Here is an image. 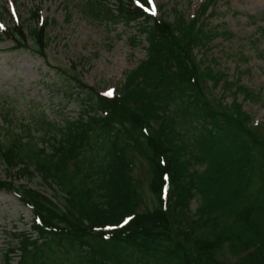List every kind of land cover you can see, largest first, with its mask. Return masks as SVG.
<instances>
[{"label": "trees", "instance_id": "obj_1", "mask_svg": "<svg viewBox=\"0 0 264 264\" xmlns=\"http://www.w3.org/2000/svg\"><path fill=\"white\" fill-rule=\"evenodd\" d=\"M215 1L190 22L181 14L173 22L148 15L133 0H118L115 9L107 0L83 5L97 18L138 25L147 59L111 98L78 76L69 79L63 93L81 101L78 118L56 122L40 112L15 134L6 114L0 166L10 182L0 188L15 193L36 218L32 234L13 235L17 264H129L125 258L264 264L262 128L251 124L242 105L225 109L209 96L207 82H224L225 91L235 85L195 55L220 36L205 31ZM31 19L30 28L22 23L4 30V39L15 51L45 59L49 22L38 26L39 11ZM138 158L150 169L152 210L135 175ZM24 178L40 179L43 187L19 185ZM256 181L263 183L258 190ZM196 198L200 205L192 212ZM127 216L132 219L123 224ZM109 224L123 226L109 230ZM15 252H7L5 264H14Z\"/></svg>", "mask_w": 264, "mask_h": 264}, {"label": "rangeland", "instance_id": "obj_2", "mask_svg": "<svg viewBox=\"0 0 264 264\" xmlns=\"http://www.w3.org/2000/svg\"><path fill=\"white\" fill-rule=\"evenodd\" d=\"M87 1L0 0V129L6 128L8 113L15 134L21 123L28 125L40 112L56 122L68 117L78 118L81 101L72 102L69 93H63L69 79L78 76L85 85L102 93L112 89L114 96L120 95L125 90L128 76L146 61L148 44L139 26L90 15L83 8ZM107 1L113 9L118 6V0ZM207 1L154 0L157 13L171 22L179 14L190 22L200 14ZM38 11L40 23L43 20L49 22L45 59L26 50L13 51L14 42L3 38V28L20 23L29 28L33 26L31 16ZM207 16L205 31L220 36L209 46L196 48L195 55L201 63H210L225 81L235 85L225 91L224 82L216 86L207 82L208 94L225 109L235 103L242 105L251 124L262 128L260 133L264 138V0H216L210 5ZM133 38H136V44L132 43ZM237 87L242 91H236ZM245 91L251 92V96L248 97ZM37 137L40 140V136ZM195 169L201 171L202 167ZM135 175L142 182L146 207L152 210L156 200L149 191L151 174L143 159L138 158ZM0 182H10L4 166L0 167ZM18 184L43 187L37 178L31 181L24 178ZM262 186V182H255L256 190ZM199 202L197 198L192 202V212H196ZM33 222V212L24 207L16 195L0 189V264H5L9 250L17 248L13 235L33 233ZM18 257L16 253L14 264ZM125 260L136 264L133 258ZM148 261L139 264H161Z\"/></svg>", "mask_w": 264, "mask_h": 264}, {"label": "snow or ice", "instance_id": "obj_3", "mask_svg": "<svg viewBox=\"0 0 264 264\" xmlns=\"http://www.w3.org/2000/svg\"><path fill=\"white\" fill-rule=\"evenodd\" d=\"M133 4L137 9L142 10L143 13H146L151 16H155L157 14V8L154 0H133ZM2 27V25H0ZM103 95L105 97H113L114 96V90L109 89L108 91L104 92ZM165 180L168 179L167 176L164 177ZM132 219L131 216H127L123 219V224H128L129 221ZM39 222V221H38ZM123 225H111L109 224L107 227L109 230H111L114 227H121Z\"/></svg>", "mask_w": 264, "mask_h": 264}]
</instances>
